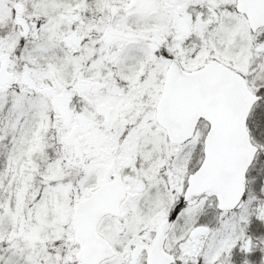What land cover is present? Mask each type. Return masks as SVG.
Returning a JSON list of instances; mask_svg holds the SVG:
<instances>
[{
	"label": "snow or ice",
	"instance_id": "snow-or-ice-1",
	"mask_svg": "<svg viewBox=\"0 0 264 264\" xmlns=\"http://www.w3.org/2000/svg\"><path fill=\"white\" fill-rule=\"evenodd\" d=\"M0 264H264V0H0Z\"/></svg>",
	"mask_w": 264,
	"mask_h": 264
}]
</instances>
